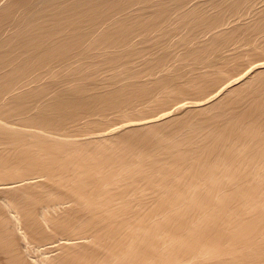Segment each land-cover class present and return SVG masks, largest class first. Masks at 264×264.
I'll list each match as a JSON object with an SVG mask.
<instances>
[{
	"label": "bare ground",
	"instance_id": "6f19581e",
	"mask_svg": "<svg viewBox=\"0 0 264 264\" xmlns=\"http://www.w3.org/2000/svg\"><path fill=\"white\" fill-rule=\"evenodd\" d=\"M264 0H0V264H264Z\"/></svg>",
	"mask_w": 264,
	"mask_h": 264
},
{
	"label": "rangeland",
	"instance_id": "374dc122",
	"mask_svg": "<svg viewBox=\"0 0 264 264\" xmlns=\"http://www.w3.org/2000/svg\"><path fill=\"white\" fill-rule=\"evenodd\" d=\"M264 58V56H262Z\"/></svg>",
	"mask_w": 264,
	"mask_h": 264
}]
</instances>
